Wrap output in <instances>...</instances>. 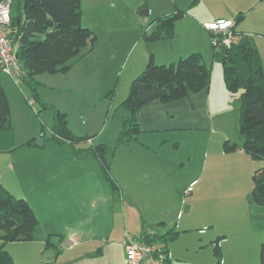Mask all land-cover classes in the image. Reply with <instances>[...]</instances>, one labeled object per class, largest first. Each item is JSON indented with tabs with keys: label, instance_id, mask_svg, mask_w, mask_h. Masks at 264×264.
Here are the masks:
<instances>
[{
	"label": "rangeland",
	"instance_id": "rangeland-1",
	"mask_svg": "<svg viewBox=\"0 0 264 264\" xmlns=\"http://www.w3.org/2000/svg\"><path fill=\"white\" fill-rule=\"evenodd\" d=\"M81 1L82 26L89 28L93 37L83 59L73 61L65 73L35 76L34 86L25 83L17 86L7 74L0 72V82L6 89L10 105L11 124L18 146L16 152L28 140L35 139V145L39 138L45 146L37 150L44 157H52L56 148L64 150L51 139L54 111L65 113L67 127L74 136L88 138L77 145L79 148L105 144L109 161L113 156L115 160L122 148L116 140L122 118L127 114L120 108L129 92L125 75L140 55L148 53L137 34L149 32L155 18L174 13V2ZM178 1L182 3L179 9L184 15L175 23L174 34H204L206 47L201 53L211 69L209 87H212L214 100L221 92L224 94L220 104L212 110V115L217 112L213 115V135L209 132L178 133L180 135L169 143V151L177 159V164L170 168L169 177L152 184L145 181L126 184L130 192L124 193L137 208L122 201L117 191L113 192L102 178L95 160L80 158L81 163L78 159L77 185L82 190L92 189L91 195L85 198L84 207L81 211L72 208L73 213L68 211L65 216L54 217L55 227H62L63 232L61 237L50 236L52 244L38 237L31 241L5 243L3 249L11 252L16 264H127L125 253L122 259L114 248L107 250L106 256L98 254L99 248L92 249L89 257L86 254L78 257L74 252L89 251L81 248V237L86 241L90 238L105 241L112 228L114 237L118 233L124 237L123 241L131 238L132 233L140 229L143 216L146 227L152 229L160 222L165 223V229L177 227L176 238L166 243L172 264L259 262L264 241V207L256 205L250 193L251 176L262 163L251 161L243 152L223 151L225 137L231 144L240 146L243 142L238 130L239 92L227 91L223 67L212 59L211 33L205 30L204 24L222 17L236 24L239 34L258 43L263 40L259 34H264V5L256 8L258 0H200L190 8L193 0ZM141 10H146L147 15L143 16ZM182 41L183 36L176 35L171 42L176 45ZM217 145L221 150L217 151ZM67 150L72 158L76 157L70 147ZM90 163L94 164L96 180L91 176ZM111 169L114 177L117 174L121 180L127 178L120 165H112ZM84 170L87 180L82 181L80 174ZM192 176H195L196 184L190 187ZM14 177L20 181L19 174ZM62 178L60 174L59 179ZM21 184L14 189L15 197L28 199L40 211V217L47 215L49 206L47 208L44 198L39 196L38 181L28 176L23 177ZM147 188L151 189L148 193ZM69 238L79 242L73 250L62 247L61 243ZM218 241L219 258L214 255ZM156 244L164 245L160 241Z\"/></svg>",
	"mask_w": 264,
	"mask_h": 264
},
{
	"label": "trees",
	"instance_id": "trees-1",
	"mask_svg": "<svg viewBox=\"0 0 264 264\" xmlns=\"http://www.w3.org/2000/svg\"><path fill=\"white\" fill-rule=\"evenodd\" d=\"M198 2L193 0L192 4ZM10 9L11 39L18 44L17 58L25 75L22 83L34 86V78L39 74L65 73L73 61L87 54V45L93 37L91 30L82 26L81 0H12ZM183 15L184 12L176 10L155 18V25H151L149 32H142L141 39L150 44L173 38L175 23ZM232 34L229 46H213V59L223 67L227 91L239 92L238 130L243 142L239 147L225 140L223 151L233 153L240 149L251 161L262 163L251 176L250 195L256 205L264 207L263 62L257 48L246 36V42L238 46L239 33L233 29ZM210 79L211 69L199 53L181 57L167 65L156 64L150 54L144 71L131 81L128 95L120 104V108L129 115L122 119L117 144L136 139L140 129L135 116L142 107L153 101L168 103L184 99L191 93L206 89ZM31 89L34 91V87ZM51 139L57 145L70 147L76 156L87 154L94 158L102 178L111 189L115 191L119 188L106 159L107 146L100 143L89 148H79L77 145L88 138H78L69 131L65 113L54 111ZM34 141L28 140L23 145H34ZM17 148L9 101L0 82V153H11ZM38 224L39 220L29 202L16 198L0 183V264H16L11 254L3 249V245L31 241ZM177 234L175 229L164 235L145 230L141 234V242H163L164 245L159 247L166 255L164 264H171L166 243L175 239ZM214 255L217 258L221 255L219 241ZM217 264H221L220 261ZM256 264H264V241Z\"/></svg>",
	"mask_w": 264,
	"mask_h": 264
},
{
	"label": "crops",
	"instance_id": "crops-1",
	"mask_svg": "<svg viewBox=\"0 0 264 264\" xmlns=\"http://www.w3.org/2000/svg\"><path fill=\"white\" fill-rule=\"evenodd\" d=\"M173 2L175 11L180 10L179 8L182 4L181 1L179 2L178 0H173ZM262 5H264V0H258V2L255 4V7L257 8ZM189 7H193L192 2L190 3ZM221 19L223 20L222 17L218 20ZM200 22L208 21L200 20ZM152 23L153 21L150 24L155 25ZM233 29L234 31L238 32L236 29V24L234 25ZM137 35L138 40L145 43L140 37L141 34ZM176 35H182L183 41L174 45L171 41ZM180 35L174 34L173 38L171 39L159 40L150 44L145 43L148 53L140 55L125 75V81H128L129 86L131 81L144 71L150 54H152L153 59L155 60L154 62L158 65L175 63L179 58L188 56L192 53H199L202 56L201 51L206 47V43L203 38L204 34ZM259 36L263 38L261 42L255 43L253 39L250 40V42L253 43L257 48L264 68V34H259ZM239 37V39L244 38L242 34H239ZM204 62L206 64V61ZM1 85L6 93L4 85L2 83ZM211 89L212 87L208 86L206 89L200 92L191 93L186 98L174 102L161 103L159 101H153L142 107L136 113L135 118L140 129V133L136 136V139L131 140L126 144H120L122 145V148L115 160L113 156V159L111 157L112 160L109 161L106 156V159L110 163L111 175L119 187L115 191L121 195L122 201H126V203L128 202L127 205H130L132 208H137L130 197L126 196L124 193V191L126 193L127 191L130 192L127 189L126 184H133L136 181H145L147 184H152L155 180L162 182L167 177H169L168 174L170 168L177 164L176 157L169 151V143H171L174 138L180 135L178 133L184 132L201 134L202 132H209L210 135H213V131L215 130V118L213 115H215L217 112H214L212 115V110L220 104V98L224 96V94L221 92L220 95L216 96V99L214 100ZM128 115V113L125 114L123 118L127 117ZM210 139L211 138H209L207 141ZM224 140L230 141V139L227 137H225ZM43 146H45V144ZM59 146L64 150L56 148L55 154L52 157H44L43 154L37 150L38 148L42 147H37L35 145L21 147V150L18 152L14 150L11 153H0V183L12 195H14V189L17 186L22 185L21 181L23 177L29 176L30 178H35V181H38V184H40L39 196L44 198V203L46 204L45 206H47V208L49 206L50 212L47 215L42 214V217H40V211L37 210L32 203L30 204L28 199L26 200L34 210L38 220H41V222L39 220V224L33 231V239L38 237L41 240H46V242H49V244H52V238L50 236L61 237L63 232L62 227H55L56 223L54 221V217L65 216L67 215L68 211L73 213L72 208H77L81 211L85 204V198H88L87 196H90L92 193V189L86 188L87 190H82L78 187V178L75 173H78L77 170L81 162L80 158H87L88 161H94L95 159L88 156L87 154H81L79 157L76 156L77 159L76 157L72 158V154H68L70 152H67V146ZM219 150H221V147L220 145L219 147L217 145V151ZM236 152L240 153L242 150L239 149ZM190 158L191 157H189V159ZM78 159L80 162H78ZM112 165H120L121 172L123 174L125 173L127 178L121 180V177L117 174L116 177H114L111 169ZM90 168L93 172L91 176H93L96 180L97 178L96 173H94V164L92 166L90 163ZM10 174L13 175V177H10ZM17 174H19L20 181L14 177ZM60 174L63 176L61 180L59 179ZM80 176L82 181L87 180L85 170L80 174ZM195 176H192L190 180V187L196 184V180H194ZM161 188L162 187H160V189ZM150 190V188L145 189L146 193L150 192ZM55 208L57 210H55ZM146 224L145 217L143 216L140 229L134 231L131 235V238L141 242V234L145 230H150L157 235H164L171 229L176 230L177 228L174 227L171 229H165L166 225L164 222L158 223L156 225V229H152L151 226L146 227ZM114 233L115 230L112 228V230L107 233L105 241L98 240L96 238H90L88 241H86L83 239V237H81V248H86L87 250L89 249V251L78 250L74 253H77L78 257H83L85 254L89 257L93 250L99 248L98 254L106 256L107 250L114 248L117 255L123 259L124 247L122 241L124 237L118 235V233L114 237ZM125 233L129 236L127 230H125ZM67 240L73 241V244L68 243L66 245L69 250H73L74 247L79 245V242L74 238H69ZM166 249L170 255L167 246ZM7 251L11 254L9 250Z\"/></svg>",
	"mask_w": 264,
	"mask_h": 264
},
{
	"label": "built area",
	"instance_id": "built-area-1",
	"mask_svg": "<svg viewBox=\"0 0 264 264\" xmlns=\"http://www.w3.org/2000/svg\"><path fill=\"white\" fill-rule=\"evenodd\" d=\"M12 0H0V72L7 74L18 86L24 78V71L17 58L18 44L11 39ZM234 23L229 20H216L204 24L205 30L212 34L213 46H229ZM152 233V231H150ZM72 240H64L62 247ZM127 264H164L166 255L156 243L146 244L131 238L123 241Z\"/></svg>",
	"mask_w": 264,
	"mask_h": 264
},
{
	"label": "water",
	"instance_id": "water-1",
	"mask_svg": "<svg viewBox=\"0 0 264 264\" xmlns=\"http://www.w3.org/2000/svg\"><path fill=\"white\" fill-rule=\"evenodd\" d=\"M140 13H141L143 16H146V15H147V11H146V10H141ZM244 43H245V38H241V39L238 41L237 45H238V46H242ZM43 144H44V142H43V139H41V138L37 139L36 142H35V145H36L37 147H43Z\"/></svg>",
	"mask_w": 264,
	"mask_h": 264
}]
</instances>
